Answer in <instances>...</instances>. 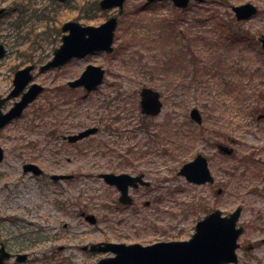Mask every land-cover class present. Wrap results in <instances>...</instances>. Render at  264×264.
Listing matches in <instances>:
<instances>
[{"label": "rangeland", "instance_id": "374dc122", "mask_svg": "<svg viewBox=\"0 0 264 264\" xmlns=\"http://www.w3.org/2000/svg\"><path fill=\"white\" fill-rule=\"evenodd\" d=\"M248 2L258 12L241 25L258 38L264 34V0H192L187 7L172 0H126L112 53L97 51L33 71L44 90L0 130V241L9 251L28 253L24 264H97L114 252L85 251L88 242L187 240L205 215L215 209L229 214L241 205L238 225L244 232L237 264H264V118L258 119L264 112V49L258 52L244 41L229 46L200 19L214 7L231 22V6ZM2 8L0 44L7 48L0 59L2 96L13 88L18 69L52 58L64 21L98 25L118 12L101 10L95 0H1ZM188 25L200 37L189 33L183 40L202 55L207 76L161 68L162 49L180 47L172 31L186 34ZM89 63L106 69L103 83L91 91L71 87L68 82ZM156 63L158 71L149 74ZM144 86L162 93L164 106L157 116L140 114ZM195 106L202 112L201 124L190 116ZM86 126L100 131L76 143L62 138ZM219 142L235 153H220ZM197 153L209 158L214 183H193L178 173ZM26 162L39 165L44 174L25 172ZM101 171H147L150 185L132 190V202L123 203L116 186L95 184ZM59 173L78 177L56 184L49 175ZM81 210L93 213L97 223L80 217Z\"/></svg>", "mask_w": 264, "mask_h": 264}, {"label": "water", "instance_id": "95a60500", "mask_svg": "<svg viewBox=\"0 0 264 264\" xmlns=\"http://www.w3.org/2000/svg\"><path fill=\"white\" fill-rule=\"evenodd\" d=\"M154 1V0H149ZM176 6L185 7L190 0H172ZM202 1V0H199ZM125 0H100L99 5L102 9H108L118 6L119 13L124 11ZM238 19H248L257 12V7L251 3H243L233 6ZM5 11L0 9V15ZM119 23L118 15H112L99 25L83 24L79 20H68L63 23L62 43L58 46L51 59L41 65V70H46L64 64L73 57H84L96 51H106L112 53L115 49V35ZM262 46L264 48V35L261 36ZM7 49L0 44V58L4 57ZM34 64L27 65L16 72L14 77V88L7 97L0 96V129L10 120L22 114L24 108L32 102L40 92L43 86L39 83H33L29 90L24 91L25 87L33 78L31 70ZM105 68L101 65L89 64L81 75L75 80L69 81L71 86L83 85L87 89H92L102 83L105 76ZM23 93L21 100L16 101L14 106L8 111L3 112L2 106L7 99L18 96ZM141 109L143 113L157 115L163 108V101L159 90L145 86L141 92ZM191 116L198 122H202V116L197 107L191 110ZM260 115L258 118H261ZM96 128H89L78 134L70 136V140L76 141L90 133ZM221 150L227 154H232L234 149L228 145H221ZM4 157V149L0 146V161ZM25 170H32L40 174L42 169L34 163L25 165ZM190 181L196 183L213 182L214 176L208 165V159L203 154H198L195 159L186 162L179 171ZM106 180L109 183L117 184L122 191L121 200L126 203L132 202L128 195L129 185L135 184L136 180L142 183H148L142 180V176H132L128 173H105ZM55 178H65L69 175H54ZM222 189L218 190L221 193ZM242 212V206L239 205L229 214H224L222 210L215 209L200 219L191 238L187 240H168L158 241L152 244L143 245L141 243L126 244L122 242L98 243L92 246L93 250L115 253L114 256L101 258L97 264H224L238 261L237 248L240 246L238 239L244 232L242 225L238 226ZM91 221L95 222L94 215H90ZM104 244V245H103ZM4 245L0 249V264L11 257ZM27 257L26 254H20L18 259Z\"/></svg>", "mask_w": 264, "mask_h": 264}, {"label": "trees", "instance_id": "16d2710c", "mask_svg": "<svg viewBox=\"0 0 264 264\" xmlns=\"http://www.w3.org/2000/svg\"><path fill=\"white\" fill-rule=\"evenodd\" d=\"M95 3L97 7L98 0H95ZM213 8L205 9L207 18L205 19L200 18V19H202L201 21L203 22H207L208 26L209 25L212 26L211 31L212 30L216 31V33L219 35V39L221 37L220 40H224V41L226 40L229 46H236V47H238L239 44L245 42L246 47L248 45H251V47L255 48L256 51L262 52L263 49L259 45L260 43L258 41V38L248 28H245L244 26L241 25L243 22L237 21L235 17H233L231 22L228 19L226 21V17L217 9L212 10ZM40 10L44 11V7H42ZM186 31H187L186 34L183 33L185 31H178V30L172 31L171 33L172 37L174 39L175 38L177 39V41L180 44V47L178 46V44L174 43V44L169 45L170 48H167V47H164L163 49L161 48L162 51L160 53H162L164 59L162 60L163 64L160 63V65H161V68H164V70L168 69L169 67H171L172 71H176V69L182 68L185 71H193L197 76L198 75L201 76L202 75L201 73H203L202 70L204 68V66L201 65L202 60L200 59L202 55L198 53V50L193 49L195 48V46H192V44L187 45V43L183 40L185 39V36H187V34L189 33L193 34L191 38L195 37V39H199L200 36H197L196 31L191 27V25L187 26ZM154 41H155V45H157L156 43L157 38ZM232 43L235 45H233ZM177 47H179L180 49ZM197 48L199 49V46ZM184 53L189 54L188 59L184 58ZM174 62H177V64H174ZM200 66L202 67L201 69H200ZM157 71L158 69H157V63H156L154 66V70L148 71V72L149 74L150 73L153 74ZM208 72L209 71H207L206 74L205 73L203 74L207 76Z\"/></svg>", "mask_w": 264, "mask_h": 264}, {"label": "flooded vegetation", "instance_id": "af4514ba", "mask_svg": "<svg viewBox=\"0 0 264 264\" xmlns=\"http://www.w3.org/2000/svg\"><path fill=\"white\" fill-rule=\"evenodd\" d=\"M32 79H34V78H32ZM34 82V80H31V82H30V84L31 83H33ZM28 88L29 87H26L25 89H27L28 90ZM9 101V100H8ZM7 101V102H8ZM7 102L4 104V106L7 104ZM6 110V109H5ZM141 115H142V117L143 118H148V117H151V116H148V115H146V114H143V113H140ZM191 114V113H190ZM192 118V117H191ZM90 127H94V128H96V130L94 131V132H92L91 134H89V136H91V135H94V134H96L97 132H99L100 131V129H99V127H97V126H86V127H83V128H81V130H79V132L80 131H83V130H85V129H89ZM76 131H74V132H69V133H67V134H63L62 135V138L65 140V141H67L68 143H76V142H78V141H80V140H76V141H72V140H70V136H72V135H74V134H76L75 133ZM89 136H87V137H89ZM86 137V138H87ZM223 144H226V143H223V142H219V143H216V147H217V150L220 152V153H223L224 155H226L227 153H225L224 152V150H221V148H220V146L221 145H223ZM235 153V149H234V151L232 152V154H234ZM198 154V153H197ZM232 154H229L230 156H232ZM208 158V157H207ZM208 165H209V158H208ZM210 166V165H209ZM24 168V167H23ZM25 172H27V173H30V172H28V171H25ZM124 172H127V173H129V174H131L132 176H139V175H142V178H144V179H146V180H149V178H148V176H147V174H146V172L147 171H133V172H130V171H124ZM32 173V172H31ZM105 173H117V172H115V171H101V172H99L97 175H98V178H97V183H95V184H98L99 183V180H102V181H105V182H107L106 181V178H105V176H104V174ZM119 173H121V172H119ZM44 174V172H42L41 174H39V175H43ZM54 175L55 174H50L49 175V177L51 178V179H53V181L57 184H59L62 180H65V181H72V180H75V179H77V177H78V175L76 174V173H59V174H57V175H69V177L68 178H55L54 177ZM91 183H94V182H91ZM108 183V182H107ZM214 183V182H213ZM110 184V183H109ZM111 185H113L114 187L116 186L117 188H118V186L117 185H115V184H111ZM150 185V183L149 184H141L140 183V180H136V185L135 184H131V185H129V188H128V190H129V193L132 191V190H134V189H136V190H138V189H140V188H142V187H146V186H149ZM219 189H222V187H219L218 188V190ZM118 190L120 191V189L118 188ZM222 191H223V189H222ZM119 200H121L120 199V196H119ZM132 200H133V197H132ZM90 204L92 205L93 203H91V201H90ZM64 205L65 204H61V205H59V207H61V209L64 207ZM88 205L89 204H87V205H83L82 204V206H85L87 209H90L89 207H88ZM91 211V210H90ZM91 214H93V213H87V211H84V210H81L80 212H79V216L80 217H83L86 221H88V222H90V223H92L91 222V218H90V215ZM98 220H97V218H96V222H97ZM93 224V223H92ZM4 242L1 240L0 241V245L1 244H3ZM93 243H96V242H88L87 244H85L84 246H83V249L85 250V251H89L90 250V248H91V245L93 244ZM5 244V243H4ZM6 245V244H5ZM7 247V246H6ZM252 248H254V246L253 245H250L249 246V249H252ZM13 254H16V255H14V256H12V258L11 259H13V264H24V263H26V262H29L28 260H29V255H28V257H26V259H24V261H19V260H17V254H19V253H26V252H13V251H11ZM11 259H9V260H11ZM9 260H7L6 261V263L5 264H7V262L9 261ZM239 262V260L237 261V262H235V263H228V264H237ZM28 264V263H27Z\"/></svg>", "mask_w": 264, "mask_h": 264}]
</instances>
